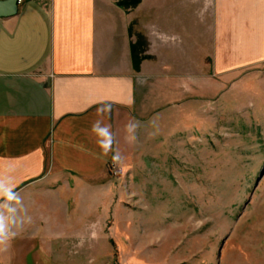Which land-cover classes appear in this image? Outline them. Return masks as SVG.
Returning a JSON list of instances; mask_svg holds the SVG:
<instances>
[{
	"label": "rangeland",
	"instance_id": "rangeland-1",
	"mask_svg": "<svg viewBox=\"0 0 264 264\" xmlns=\"http://www.w3.org/2000/svg\"><path fill=\"white\" fill-rule=\"evenodd\" d=\"M100 1L178 101L134 121L79 233L9 232L0 264H264V0Z\"/></svg>",
	"mask_w": 264,
	"mask_h": 264
},
{
	"label": "crops",
	"instance_id": "crops-1",
	"mask_svg": "<svg viewBox=\"0 0 264 264\" xmlns=\"http://www.w3.org/2000/svg\"><path fill=\"white\" fill-rule=\"evenodd\" d=\"M117 10L100 0H19L15 14L0 16L1 238L79 233L83 202L99 208L97 188L111 184L98 178L134 121L178 101L159 84L173 76L133 57L130 19Z\"/></svg>",
	"mask_w": 264,
	"mask_h": 264
},
{
	"label": "water",
	"instance_id": "water-1",
	"mask_svg": "<svg viewBox=\"0 0 264 264\" xmlns=\"http://www.w3.org/2000/svg\"><path fill=\"white\" fill-rule=\"evenodd\" d=\"M19 0H0V16H11L17 12Z\"/></svg>",
	"mask_w": 264,
	"mask_h": 264
},
{
	"label": "clouds",
	"instance_id": "clouds-1",
	"mask_svg": "<svg viewBox=\"0 0 264 264\" xmlns=\"http://www.w3.org/2000/svg\"><path fill=\"white\" fill-rule=\"evenodd\" d=\"M98 127V122L97 125H94V129ZM133 127V125H129V128L131 129ZM100 132L102 134H104L107 137V143L105 141H100V144L102 146V148H104L105 151L108 150L109 146H110V140H111V134L108 132L107 127H104L102 129H100ZM117 157H114V159H116ZM10 195H14L13 193H10Z\"/></svg>",
	"mask_w": 264,
	"mask_h": 264
}]
</instances>
